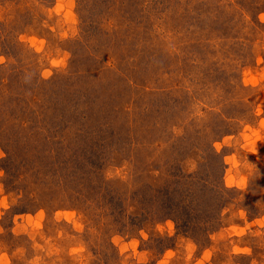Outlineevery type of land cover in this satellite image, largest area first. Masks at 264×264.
<instances>
[{
    "label": "rangeland",
    "instance_id": "rangeland-1",
    "mask_svg": "<svg viewBox=\"0 0 264 264\" xmlns=\"http://www.w3.org/2000/svg\"><path fill=\"white\" fill-rule=\"evenodd\" d=\"M0 264H264V0H0Z\"/></svg>",
    "mask_w": 264,
    "mask_h": 264
},
{
    "label": "trees",
    "instance_id": "trees-1",
    "mask_svg": "<svg viewBox=\"0 0 264 264\" xmlns=\"http://www.w3.org/2000/svg\"><path fill=\"white\" fill-rule=\"evenodd\" d=\"M217 169L219 173H222L224 164L221 163ZM208 178V174L204 176L198 172L189 173L181 168L179 163L175 164L174 170L170 171L167 176L165 188H149V194H153V197L142 203L144 208L149 209V212H142L140 215L142 217L132 215L130 219L147 220L146 218L154 217V215H159L161 218L165 214L167 219H173L177 225L188 229L193 228L192 225L202 216L212 219L214 210L218 208V202L216 200L214 202L213 198L208 196H224V194L231 193V190L226 187L215 189L214 185L210 184L211 179L207 180ZM136 195H139V191ZM137 196L132 199L137 201Z\"/></svg>",
    "mask_w": 264,
    "mask_h": 264
}]
</instances>
